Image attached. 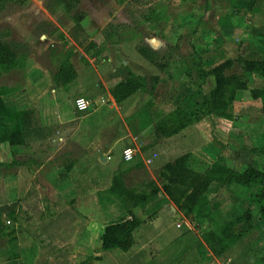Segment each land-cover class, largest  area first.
Masks as SVG:
<instances>
[{
  "label": "rangeland",
  "instance_id": "374dc122",
  "mask_svg": "<svg viewBox=\"0 0 264 264\" xmlns=\"http://www.w3.org/2000/svg\"><path fill=\"white\" fill-rule=\"evenodd\" d=\"M219 4L227 5L229 0H79L75 11L82 19L75 25L71 14L54 0H0V38L12 44L19 57L17 66L0 69V92L13 112L12 123L20 125L24 135L15 149L0 143L1 264H26L19 258L21 246L38 238L34 235L41 225L46 231L55 228L52 242L72 243L69 254L55 251V264H62L67 254L70 259L65 264H163L160 251L175 241L195 247L197 254L202 245L218 260L215 264H264V216H257L256 205L251 207L254 228L242 244L229 252L219 244L215 253L204 239L206 232L243 213L249 205L244 187L211 183L213 212L194 221L187 220L160 188L162 165L183 153H189V164L201 171L216 159L238 171L245 167L242 161L249 159L264 170V155L251 151L262 143L264 116L261 102L252 99L248 89L237 94L232 119L210 116L197 127L165 138L153 128L176 104L189 108L201 96L186 75L194 55L201 57L204 66L232 57L222 44L191 43L185 38L194 33L195 20L185 19L190 11ZM146 18L163 21L164 27L174 19L180 28L172 25L170 32L163 33L164 27L157 31ZM156 33L160 38L153 36ZM245 40L249 47H261L257 40ZM141 46L153 51L155 62L139 53ZM65 58L76 76L66 84L56 83L54 74ZM127 67L146 77L148 89L117 103L110 89L125 78ZM244 78L248 88L264 86V77L247 73ZM205 84L209 87L210 82ZM77 97L93 101L96 110L76 112ZM143 109L149 117L143 113L142 128L133 113ZM25 111L22 121L18 113ZM127 147L134 149L131 164L135 167L115 173L122 174L125 185L149 197L132 209L141 224L133 231L131 248L103 250L99 245L103 227L128 218L117 201L104 197L115 174L111 166L124 162L121 155ZM143 156L150 170L143 168ZM155 187L158 190L152 193ZM52 205L59 214L70 206L71 217L47 224ZM11 231L14 239L7 235ZM85 236L87 244H77ZM46 252L45 247L34 255L42 263Z\"/></svg>",
  "mask_w": 264,
  "mask_h": 264
},
{
  "label": "trees",
  "instance_id": "16d2710c",
  "mask_svg": "<svg viewBox=\"0 0 264 264\" xmlns=\"http://www.w3.org/2000/svg\"><path fill=\"white\" fill-rule=\"evenodd\" d=\"M54 1L65 12L71 14L75 25L80 23L82 15L75 11L79 0ZM256 2L257 0H229L230 6L237 11L250 10ZM259 42L260 48L249 47L245 53L238 55L235 59L225 57L207 66H204V61L199 55H194V64L191 65L192 68L186 70V75L199 90L201 96L189 108L176 104L169 112L160 116L153 124L155 133L159 136L170 137L210 116L232 119V108L236 96L240 91L247 89L252 99L261 102L264 116V86L248 88V81L244 78V74L247 73L258 78L264 77V36ZM138 51L149 61L155 62L153 51L148 46H141ZM18 63L16 48L0 38V69L15 67ZM126 70L125 78L110 89V94L117 103L138 90L147 91L148 89L144 75L135 74L128 67ZM75 76L76 72L72 63L65 58L53 78L56 83L66 84ZM208 81L210 82L209 87H205ZM143 113L149 117V112L145 109L140 114L133 113V117L141 121L142 128L144 127ZM26 114L27 111L18 113L22 121ZM12 118L13 112L6 107L0 92V143H7L15 149V146L23 143L24 135L20 125L12 123ZM56 132L57 130L52 134ZM251 151L256 155H264V134L262 143ZM189 157V153L180 154L172 161L164 163L159 172L162 178L161 189L187 220L206 219L210 216L213 205L208 190L213 182L225 188L236 184L244 187L246 194L249 192V205L243 213L228 220L216 230H209L204 234L207 245L215 253H217L216 249L219 244L225 246L223 251L229 252L237 244H242L245 235L254 228L252 205H256L258 217L264 216V170L255 167L249 159L242 161L245 167L239 171L228 166L222 159H216L204 171H198L189 164ZM121 175L119 172L113 175L110 186L104 191L106 194L104 197L110 199L112 197L111 200L117 201L127 211L128 218L103 227L100 234L103 250L126 251L131 248L134 244L133 231L141 224V219L133 213L132 209L149 197V193L138 192L135 188L125 185ZM157 190L155 187L151 192L155 193ZM12 233L11 231L7 235ZM13 234L11 237L14 239ZM198 250L203 259L209 258L202 245H198ZM261 259L264 261V252Z\"/></svg>",
  "mask_w": 264,
  "mask_h": 264
},
{
  "label": "crops",
  "instance_id": "0c3cea01",
  "mask_svg": "<svg viewBox=\"0 0 264 264\" xmlns=\"http://www.w3.org/2000/svg\"><path fill=\"white\" fill-rule=\"evenodd\" d=\"M219 2H221V1H219ZM220 4L216 5L215 7L208 6L207 8L199 10L198 12H195V10H193V12L190 11V14L185 19H187L188 22L195 20V21H193L195 23V25L193 26V29L191 28V30L194 33H193V35H190V34L188 35L191 38H189L188 36H185V38H188L187 41L192 40L191 43L200 44V43H208L211 41L213 45L222 44V48L228 49L230 51V53L232 54L231 58L235 59V58H237V56L239 54L245 53L247 51V49L249 48L248 41H246L245 38H248L250 40V42L251 41L253 42L254 40H257V42H259L261 40V38L264 34V2L262 0H257V2L253 5V7L247 11H243V10L237 11V10L233 9L230 6V4H227V5H220ZM147 18L144 19L145 22L146 23H155L154 27H155V30L157 29V31H159L160 28H163L165 25V23H163V21L158 22L157 19H155V21H153L152 18H149V19H147ZM169 22L170 23H168L164 27L163 33H166V31H168V30L170 32L172 29V25H174L175 28H180V26L177 24V22L174 19H171ZM188 25H190V24L188 23ZM160 31H162V30H160ZM180 31H178V33H180ZM172 33H174V32H172ZM218 34H219V37H217ZM156 35L159 36L157 38H160V36H161L158 33H156L153 36H156ZM147 38L148 37H146V39ZM148 40H151V38L147 39V41ZM182 40H181V44L183 42ZM237 44H240V46H237ZM147 45H149L152 48V46L150 44H148V42H147ZM158 47H160V45H158L157 48ZM194 89H196V90H194V91H196V93L199 92V90L195 86H194ZM197 99H198V96H197ZM76 112H78V111H76ZM78 113H83V112H78ZM208 118L209 117H206V118L202 119L201 121L193 124V126L190 125V127H197V126H199V124H201L202 121H204L205 119H208ZM127 124H129V123H127ZM190 127L188 126L186 128L188 129ZM163 138H165V137H163ZM153 157H156V154L153 155ZM153 157H152V159H154ZM106 158H107V156H106ZM109 158H111V157H109ZM131 162H132L131 160H129V161L124 160V162L122 160V162L120 163V165L118 167L115 166L116 164H112L111 169H112V171H114V173L117 169L119 170L120 168L122 169V171L128 172V169H130V168L134 169V167H135L134 166L135 164H131ZM166 162H168V161H166ZM123 163H125V164H123ZM121 166H123V167H121ZM143 168H147L148 170H150V166L148 165V163H146V159L144 158V156H143ZM131 169L129 171H131ZM194 169H196V168H194ZM205 169H206V167L204 168V170ZM196 170L201 171L199 169H196ZM153 179H154L156 184H159L157 182V180L155 179V177ZM62 185H65V184H62ZM160 188H161V186H160ZM165 196L167 197L166 194H165ZM59 198H60V195H59ZM52 200L54 203L56 201V198H53ZM49 203H51V202H49ZM53 203H51V204H53ZM54 206L55 205L50 206L51 213H53V214L50 213L51 215L50 216L48 215L49 218L47 219V221H48L47 224H50L49 223L50 220L54 221V220H57L58 218H61L60 220H67L71 217L70 206L67 205V207H66L67 210L64 209V211L61 212L60 214L58 212H55V210H52ZM45 229L46 228H44L43 225L39 226L38 232L34 235V238H37V237L38 238L36 240L27 239V242H29V243L26 244V246H24V245L21 246V250H20L21 255L19 256V258L22 257L23 258L22 260L26 259L27 263L30 262L31 264H37V263L38 264H55L56 263L55 251L63 252V253L67 252L68 254L71 252V246H72L71 242H68V244H57L55 241L52 242L53 237H51V236L56 234L55 228L54 229L52 228L48 231H46ZM56 230H58V228H56ZM45 231L48 233H46ZM49 231H50V233H49ZM59 231H61V230H59ZM101 232H102V230L100 231V234H101ZM48 238H51V240ZM50 241L52 242V245H50ZM77 244L86 245L87 244V236H85L83 239H80L79 241H77ZM100 244H101V241L99 242V245ZM186 245L187 246H185L184 244H181L180 242L175 241L172 243V245L167 246L165 249L160 251L158 258L160 257V259L163 261V264H215L214 260L216 261L217 259L215 258V256H213L211 258L209 252L206 253V255L209 257L208 259H203L201 256H200L201 258H198V256L200 254H197L195 252V247H192L190 249L189 248L190 246L188 244H186ZM45 247H46L48 252H46L47 255L45 257H43L44 259H42V258L40 259L42 261V263H41L39 261V256L34 255V254L35 253L41 254V252L43 251V249ZM197 249H198V247H197ZM0 252L2 253V251H0ZM30 253L32 254L31 257L29 256ZM68 254H67V257L63 256L62 261H61L62 264H65V261L70 259V256ZM7 261H9V260H7Z\"/></svg>",
  "mask_w": 264,
  "mask_h": 264
},
{
  "label": "built area",
  "instance_id": "2783aa9c",
  "mask_svg": "<svg viewBox=\"0 0 264 264\" xmlns=\"http://www.w3.org/2000/svg\"><path fill=\"white\" fill-rule=\"evenodd\" d=\"M101 101V100H100ZM74 109L78 112H92L96 110V106L94 105L93 101H90L84 97H77L74 99ZM134 149L127 147L122 151V157L125 161H129L134 157ZM109 158V157H107ZM177 227L180 226V224H176Z\"/></svg>",
  "mask_w": 264,
  "mask_h": 264
}]
</instances>
